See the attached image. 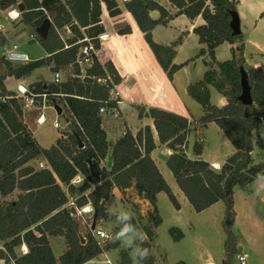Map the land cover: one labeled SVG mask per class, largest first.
I'll use <instances>...</instances> for the list:
<instances>
[{"label": "trees", "instance_id": "trees-1", "mask_svg": "<svg viewBox=\"0 0 264 264\" xmlns=\"http://www.w3.org/2000/svg\"><path fill=\"white\" fill-rule=\"evenodd\" d=\"M167 1L178 10L175 15H184L192 21L201 17L205 22L196 27L194 33L200 44L206 45L199 57L209 55L211 60L205 63L209 69L203 79L190 85L187 91L203 109L204 116L198 124L205 127L208 123H215L235 153L217 172L200 158L203 147L199 143L193 147L198 159L187 157L184 148L192 132L188 118L157 108L136 109L139 118L145 116L153 120L160 143L174 151L167 158V166L194 210L201 213L219 202L224 203L227 238L221 264H236L239 249L233 233L237 219L234 189H245L254 183L258 173L264 172V161L254 164L252 156L255 146L264 149L259 134L264 111L256 109V106L264 107V70L246 64L243 33L233 36L230 23L232 13L237 12L234 0ZM101 4L106 5L111 17L122 14L116 0H0L1 11L24 6L21 22L32 30V42L38 43L47 53L43 59L19 66L5 61L6 73L0 76V262L3 264H87L104 252L117 249L118 241L106 242L101 247L89 226L82 225L78 215V210L91 205L93 222L98 224L108 219L106 203L115 188L124 192L135 183L138 194L153 207L148 220L154 228L162 223L157 208L158 194L165 193L174 207L180 209L151 157L156 149L151 128L146 127L133 136L123 120L119 124L116 119L99 114L102 102L110 98L113 86L111 83L100 85L94 78L106 77L109 72L115 84L122 82L111 63H107L104 70L94 59L84 80L69 76L61 84L37 82L28 88L36 95L48 94V104L62 108L61 116L69 124L67 132L61 133L56 144L48 149L38 143L25 123L24 100L5 86L7 77L24 79L44 67H50L54 73L74 67L78 75L76 58L86 45L82 30L101 22ZM126 9L133 13L158 64L172 81L182 67L173 65L177 43L170 47L160 46L151 34L155 26L166 23L172 16L151 0L126 2ZM153 12H158L159 18L153 19ZM66 28L71 37L62 36ZM0 43H5L1 35ZM226 43H240V46L233 50L231 60L217 62L215 50ZM243 69L249 78L251 106H243L239 99ZM210 87L227 99L225 107L219 108L211 103ZM112 128L124 129L115 142L108 136ZM110 157L112 166L108 168ZM40 163H45V167L41 168ZM79 174L85 178V183L75 186L72 181ZM5 201L9 205H4ZM144 231L152 241L153 231L149 228ZM170 233L176 241L183 238L178 228L171 229ZM59 237L64 239L67 249L56 258L50 239ZM81 238L85 239L84 244ZM23 245L27 247L26 254L19 253ZM143 245L146 247L147 244ZM120 255L121 264H132L127 252L122 251ZM153 263V258L145 261V264Z\"/></svg>", "mask_w": 264, "mask_h": 264}, {"label": "crops", "instance_id": "crops-1", "mask_svg": "<svg viewBox=\"0 0 264 264\" xmlns=\"http://www.w3.org/2000/svg\"><path fill=\"white\" fill-rule=\"evenodd\" d=\"M156 2L158 5L163 7L172 17L166 20V23L161 22L157 26H155L151 30L152 38L155 43L163 47H170L174 43H177V47L175 49V57L173 59V65L182 66L173 76V80L170 81L167 77V74L160 67L157 62V59L153 52L151 51L148 44H146L145 34L140 30L133 13L129 12L126 9V2L123 0H116L118 3L122 14L118 17H111L108 13L107 7L105 4H101V22L97 25L90 26L82 30L85 38L90 41V44L93 45L95 50V58L99 61V63L103 66L104 70H106V64L111 63L113 69L121 77L122 83L118 86V92L120 93V98L123 100V104L119 108V117L121 120L127 124L128 130L131 131L133 136H136L138 132L144 130L146 127H150L153 133L154 141L156 144V149L152 152L151 157L156 163L160 173L170 186L173 194L175 195L180 209L177 210L175 208V212L177 216H179L180 223L178 228L180 229L182 224H186L184 218L186 220L193 219L198 215H202L206 212L211 211L222 202H219L212 206L211 208L197 213L192 205L189 203L188 199L184 195V193L179 188L173 173L167 166V158L171 156L174 151L170 149L166 144H161L158 138V134L154 127V122L149 117L139 118V113L136 108H146L149 110L150 108H157L160 110H164L170 113H174L176 115L188 118L191 123V133L188 136V144L184 148L185 153L190 159H198L194 155L193 147L196 143L198 136H201L202 141L205 143L204 132L209 129H215L218 134L223 133L220 128L215 123H208L205 127H201L198 124V121L204 116V112H202L200 116L195 117L192 115L188 105L184 103L187 100L188 96V87L192 84L200 82L204 74L208 71L209 67L205 65V63L210 62L209 55L199 57V53L202 49H206V45H202L199 42V37L194 33V29L196 27L202 26L205 24L201 17L196 18L195 20H190L184 15L177 16L175 15L178 10L167 0H151ZM237 3V13L240 18L241 23V32L244 35V43H245V53L244 59L247 65L254 67L256 69L260 68L259 66L264 63V18H262V14L264 13V0H234ZM3 12V11H1ZM158 13V12H157ZM159 18V13L157 15ZM155 18V19H157ZM65 33L66 38L71 37L70 31L66 28L62 31V35ZM0 35L3 37L5 43L2 45L0 43L1 54L2 56L3 47L5 45L10 44H19L23 51L30 56L31 62L35 60H40L47 57V53L44 49L37 44L26 46L25 42L28 43L25 38L26 34L14 38L11 33H8V29L3 26H0ZM105 37L103 40L100 37ZM13 37V38H12ZM27 37V36H26ZM23 39L21 42L19 39ZM11 41V42H10ZM19 41V42H16ZM37 47L39 48L40 54L33 55L35 58H32L31 53L32 50L29 47ZM240 46V43H236L234 45L231 44H223L219 46L215 50V56L217 62H226L228 59L233 58V50H237ZM29 48V49H28ZM40 49L42 51H40ZM223 49V52H221ZM31 50V53L29 52ZM35 54V53H34ZM222 56V57H221ZM223 58V59H222ZM15 66H19L13 64ZM49 68L50 67H44ZM44 68L36 70L30 77L24 79H16L14 77H7L5 79V86L9 91L17 92L19 86H23L29 88L31 85L42 81V78L45 77L46 70ZM1 69V67H0ZM264 70V69H263ZM2 71V70H1ZM63 71V70H62ZM62 71H59L61 73ZM52 72V71H51ZM69 76L73 77L71 70L67 71ZM5 72H0V76L4 75ZM43 73V75H41ZM109 73V72H108ZM54 72L52 76V82L54 83ZM62 74V73H61ZM110 74V73H109ZM45 75V76H44ZM112 76V74H110ZM62 79V83L66 82L67 78ZM181 77H183L181 79ZM180 90V91H179ZM213 87H210V95H211V103L219 108H223L227 105V99L221 94H215L213 92ZM187 92V94H186ZM184 97L182 99L181 97ZM183 100V102H182ZM189 101V100H187ZM215 101V102H214ZM190 105H193L190 102ZM35 108V107H34ZM36 109V108H35ZM256 109H264V107L256 106ZM263 112V111H262ZM34 113V110L31 112ZM30 113L24 110V120L28 125L30 130L32 131L35 139L38 143L45 149L50 148L55 145L57 140L60 138V134L56 137H53L50 141L44 143L42 139H40L37 135L36 128H32L29 119ZM136 118V125H132L130 119ZM36 125L37 122L35 120ZM264 124H261L263 126ZM41 127L40 125H38ZM216 126V127H215ZM260 126V128H261ZM123 132L119 131L115 128H112L108 131L109 139L113 142L117 141ZM193 135H196L197 139L194 143L190 144L191 138ZM256 138V136H254ZM223 146L227 150V153H215V159L208 158L206 156L207 148L202 145L203 152L200 158L207 163H209L212 167L215 163H221L224 165L226 161L235 153V149L230 145L226 140L223 139ZM200 144V143H199ZM256 152L255 150L252 153L254 164H258L260 162H256L255 160ZM254 184V183H253ZM246 187L245 189H251L252 185ZM252 191V190H250ZM235 194V193H234ZM118 195L124 210H127L132 213V223L138 228L139 224L135 222L137 219H145L147 218L148 226H144L143 233L145 234V228H149L153 231V239L152 241L146 236L145 244L146 247H154L159 245L158 239H156L154 231L158 229L150 226V222L148 220V214L153 212V207L151 204L144 199L143 196H140L135 189V183H133L132 187L125 190L124 192L115 188L113 190L112 197ZM165 193L158 194V215L161 217L160 211V200H165ZM251 195V194H250ZM111 197V198H112ZM110 198V200H111ZM110 200L106 203L107 213L109 215L108 219H104L96 224V227H101V225L112 221L114 219V215L109 212L108 206ZM264 201V195H262V202ZM237 214L236 222L233 226V231L236 234V228L239 222V214ZM140 215V216H139ZM139 216V217H138ZM138 217V218H137ZM188 224V222H187ZM186 224V225H187ZM101 229V228H99ZM139 229V228H138ZM104 231L103 229H101ZM105 232V231H104ZM106 233V232H105ZM111 233V232H110ZM109 234V233H107ZM234 234V235H235ZM183 236H185L183 234ZM198 240V239H197ZM246 240H248V236L246 235ZM113 241L110 239L107 242ZM249 241V240H248ZM252 242V241H251ZM197 244L199 242H196ZM250 243V242H249ZM50 244L53 249V252L56 258L62 256L66 251V244L63 238H51ZM238 244H241L238 241ZM252 244V243H251ZM119 243V247H120ZM26 249L27 247L23 245ZM23 246L21 247V251L23 253ZM2 247V243L0 242V248ZM118 247V248H119ZM144 247V245H143ZM117 249L104 252L100 257L94 259L87 264H106L103 261L110 260L112 264H121V253L117 259H113L112 255L117 252ZM243 247H240L239 253H244L242 250ZM127 252V251H125ZM129 254V252H127ZM247 254V253H246ZM131 260L132 257L129 254ZM249 257V256H248ZM100 260V261H98ZM184 262V261H182ZM222 261L218 263L212 257L205 259L204 261H199L198 264H221ZM186 264H190L188 262H184ZM3 264V262H1ZM133 264V260H132ZM145 264V263H144ZM153 264H156L154 261ZM196 264V263H191Z\"/></svg>", "mask_w": 264, "mask_h": 264}, {"label": "rangeland", "instance_id": "rangeland-1", "mask_svg": "<svg viewBox=\"0 0 264 264\" xmlns=\"http://www.w3.org/2000/svg\"><path fill=\"white\" fill-rule=\"evenodd\" d=\"M11 10L12 9L3 12H1L0 10V26H3L8 29V33H11L14 38L26 34L27 37L25 36V38H27L26 40H28V43L23 41L22 38L19 39L21 42H23L22 44H24L25 42L26 46L37 44L32 42L34 38L33 32L30 28H28L21 22V18L16 22H13L9 19L8 12H10ZM62 36L66 38L65 33H63ZM29 48L32 50V52L35 53H31V50H29L32 55V58H35L33 55L40 54L39 48H35L33 46ZM40 51L42 50L40 49ZM221 52H223V49H221ZM231 59L232 58L228 60ZM4 62L5 59L3 58L2 53V56L0 58V72L6 71V66ZM43 70H46L45 74L47 75H44L45 77H43L42 81L39 82L51 83L53 72H51L49 68H44ZM61 73L62 79H65L66 76H69V73L67 71H62ZM41 75H43V73ZM182 78L183 77H181V79ZM213 90L214 96L215 94H219L214 88ZM187 96V100L189 101L185 100L184 103L188 105V108L190 109L192 115H194L195 117L200 116L201 113H203L202 107L196 101H194L188 94ZM181 97L182 99H184L182 94ZM190 102H192L193 105H190ZM24 110L30 113L31 119L28 117L29 123L32 128L35 129L37 127V135L40 139L44 141V143L50 141L53 137H56L59 134L61 135V133L67 132L68 127L64 125H62V128H60L59 130L54 128V121L58 120L60 122H63L64 118L58 116L57 112H55L51 108L42 110L41 100H37L34 106L26 105ZM33 110L34 113H31ZM258 111L262 112L264 111V109H258ZM42 112L45 114L47 122L44 125H40L41 127H39L38 125H36L35 120ZM116 120V122H118L119 124L122 123L120 117ZM136 120V118H131V124L136 125ZM262 124H264V121L262 122ZM123 131L124 129L122 128V132ZM259 134L264 144V125L261 126ZM203 138H205V143L202 141L201 136H198L197 139L196 135H193L190 144L194 143L197 139L196 143H200L201 146H206V156L208 155V158L210 159H215V153H227V150L223 146V139L231 145L224 133H220L219 135L215 129H209L208 131L204 132ZM254 150L256 152V162L264 161V149H260L259 147L255 146ZM33 164L38 166V163ZM234 193L235 211L239 214V222L237 224V226L239 227L236 228V234L233 231V233L235 234L234 236L236 239L237 247L238 249H240V247H243L242 250L244 251V253L248 254L249 257L247 259V264H264V201L262 202V195L259 197L255 195L254 184L249 190L236 187L234 189ZM164 196L165 200H160L159 204L162 223L158 227V229L154 231L156 239H158L159 245L154 247L153 250H151L153 245L152 247H148L150 249V256L148 257V259L153 258L156 264H178L182 261H186L190 264H198L199 261H204L209 257H212L214 260H216L217 263L219 261H223L226 253L225 241L227 238L224 229V203H221L211 211L206 212L202 215H198L193 219L186 220V218H184V221H187L188 224L187 222H185L187 225L182 224L181 228L179 229L178 226L180 220H178L179 216L174 213L175 207L168 198V196L166 194ZM108 209L109 212L114 215V219L101 225V227L98 226V228L103 229L106 233L114 235V233L118 231V226L116 225V214L119 211L124 210L123 204L118 195L111 198ZM91 217V214L84 215L81 218L82 225L87 226L88 224L92 223L93 221L91 220ZM135 223L139 224L138 228L142 232L144 226H148L147 218L139 220L137 219ZM150 226H152L151 222ZM173 228H178L180 232L185 235L180 241H176L171 235L170 230ZM178 234L179 232L176 233V235ZM246 235L248 236L249 241L246 240ZM238 241H240L241 244H238ZM196 242L199 243L197 244ZM122 251H127L130 254V250L126 249L121 244L117 252L112 255V258L117 259ZM19 253H22L21 249H19ZM235 262L237 264L236 259Z\"/></svg>", "mask_w": 264, "mask_h": 264}, {"label": "built area", "instance_id": "built-area-1", "mask_svg": "<svg viewBox=\"0 0 264 264\" xmlns=\"http://www.w3.org/2000/svg\"><path fill=\"white\" fill-rule=\"evenodd\" d=\"M123 1L131 2L133 0H123ZM14 9L19 10L18 6L14 7ZM10 12H8V17L11 21L16 22V21L20 20L21 16L16 20L11 19L9 16ZM104 38L105 37H103V36L100 37V39H102V40ZM83 42H85L86 45H84L80 49L78 56L76 58V62H75V65L79 69L78 75L75 73L76 68H74V67L70 68L73 76L78 77L81 80H84L85 78H87V71L91 67H93L94 59H96L95 58V50H94L93 45L90 44V41H88V39L85 38L83 40ZM13 47H16L18 51L24 53L26 55L27 59L23 60L22 62L10 61L7 58V51L11 50ZM2 52H3V58L5 59V61L10 62L12 64L22 65V64H26V63L31 62L30 56L25 51L22 50V48L19 44L5 45L3 47ZM259 67H260L259 69H264V63L262 65H260ZM94 79L100 85H105L107 83H111V85L113 86L110 98L107 101L102 102V106L99 110V114L102 116H110L113 119H118L119 118V108L123 104V100L120 98V93L117 90L118 86L120 84H115L112 76L108 72H107L106 77H103V78L102 77H97V78L95 77ZM54 83L55 84H61L62 83V74L61 73L57 72L54 74ZM16 94H17L18 98H22L24 100L25 106L26 105L27 106H34L35 102H36L35 100L37 98H41L42 110H45L47 108H51L56 112L55 106H52V105L50 106L48 104V94L36 95V94L31 93L28 88L23 87V86L18 87ZM60 117H62V116H60ZM261 120H262V122L264 121L263 119H261ZM36 122L38 125H44L47 122V118L43 112L37 117ZM62 125L66 126V127L69 126L68 122H66L65 120H63V122H60L58 120L54 121V128L59 130L60 128H62ZM39 166L41 168H43V167H45V163H40ZM84 183H85V178L81 174L77 175L74 178V180L72 181V184L75 186H80ZM86 214H91L92 215L91 220H92L93 215H94V209L91 205H87V206L81 208L80 210H78V215L81 218ZM88 226L91 229L92 223L88 224ZM91 231H92L93 236L97 239V241L101 247H103L105 245V243L110 240V239H105L99 235L100 232H104V231H102L98 227H96L94 230L91 229ZM27 252H28V250L23 246V254H26ZM247 259H248V254H246V253H239V255H237V257H236L237 264H247ZM103 263L112 264L110 260L103 261ZM0 264H1V262H0Z\"/></svg>", "mask_w": 264, "mask_h": 264}, {"label": "clouds", "instance_id": "clouds-1", "mask_svg": "<svg viewBox=\"0 0 264 264\" xmlns=\"http://www.w3.org/2000/svg\"><path fill=\"white\" fill-rule=\"evenodd\" d=\"M9 16L11 19L16 20L21 16V12L13 9L9 13ZM7 58L12 62H22L27 59L26 55L18 51L16 47L7 51ZM222 167L223 165L221 163H215L212 165V168L217 172H219ZM254 192L258 197L264 195V172L256 175ZM116 225L118 226V231H116L114 235L106 234L104 232H100L99 235L105 239H112L114 242L118 241L126 249L130 250L133 264H144L150 256V249L143 247V244L146 241V236L132 223V213L127 210L119 211L116 214Z\"/></svg>", "mask_w": 264, "mask_h": 264}, {"label": "water", "instance_id": "water-1", "mask_svg": "<svg viewBox=\"0 0 264 264\" xmlns=\"http://www.w3.org/2000/svg\"><path fill=\"white\" fill-rule=\"evenodd\" d=\"M18 9L20 10V12L24 11V6L23 5H19ZM158 13L157 12H153L151 14V17L153 19L157 18ZM231 29L233 31V36H239L242 32H241V23H240V18L237 12H233L232 13V21L230 23ZM241 88H242V93L240 96V101L243 104V106H251L253 105V98L251 95V88H250V84H249V78L248 75L246 74L245 70L243 69L241 71ZM55 110L58 114V116L62 115V108L55 106ZM82 147V144H81ZM112 166V157H110L107 160V167L110 168ZM4 205H9V202H3ZM96 228V221L93 222L91 229L94 230ZM81 243L84 244L85 243V239L81 238Z\"/></svg>", "mask_w": 264, "mask_h": 264}]
</instances>
